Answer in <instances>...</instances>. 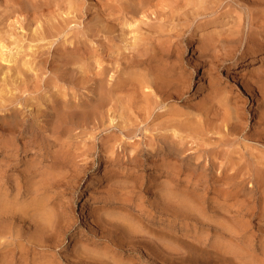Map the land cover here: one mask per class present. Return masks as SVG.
I'll return each mask as SVG.
<instances>
[{
  "label": "bare ground",
  "instance_id": "bare-ground-1",
  "mask_svg": "<svg viewBox=\"0 0 264 264\" xmlns=\"http://www.w3.org/2000/svg\"><path fill=\"white\" fill-rule=\"evenodd\" d=\"M83 6V0H0V182H13V172L6 173L11 167L16 171L15 194L0 187V197L16 196V219L34 218L44 242L42 236L57 232L61 214L73 213L49 193H68L69 201L80 198L86 190L79 183L95 163H103L93 201L102 208H137L136 222H154L146 207L159 212L149 200L158 186L164 193H159L160 214L166 215L168 207L177 211L178 201L187 211L198 206L233 211L240 220L236 225L244 229H252L256 218L264 221V0H95L87 5L83 27H69L83 21ZM221 6L226 9L217 25L192 34L181 27L191 16ZM92 36L100 38L99 52L89 47ZM194 42L199 52L190 70L184 55ZM207 50L215 53H203ZM257 59L260 65L249 69ZM206 64L217 70L243 68V89L232 95L212 75L192 104L193 69ZM169 101L149 126L154 109ZM101 126V131L111 130L92 132ZM87 131L93 134H88L90 145L83 140L68 151L69 138ZM148 168L164 181L144 176ZM23 185L27 188L21 190ZM22 197L29 201L18 203ZM31 206L32 213H26ZM128 223L124 231L137 232ZM169 228L176 231L174 225Z\"/></svg>",
  "mask_w": 264,
  "mask_h": 264
},
{
  "label": "rangeland",
  "instance_id": "rangeland-1",
  "mask_svg": "<svg viewBox=\"0 0 264 264\" xmlns=\"http://www.w3.org/2000/svg\"><path fill=\"white\" fill-rule=\"evenodd\" d=\"M91 2H95V0H83L84 6L82 9V16L79 20L81 21L83 20L84 22L82 21L80 25H74L73 23H71L69 27L76 26L77 29H81L83 27V23H85L89 18L87 17L89 15V11L87 10V5ZM225 9L226 7L223 8L221 6L217 9V11L214 12L200 10L199 11L200 13L202 11L201 14L191 16L188 21H186L185 23H181V27L184 26L189 27L191 29L190 33L191 32L193 33L194 30L196 31L199 29H209L210 27L217 25L218 21L221 20L220 13H222ZM190 33L189 31H187L184 34V36ZM89 38H90L89 47L99 52L100 47L98 45L99 44L98 41L100 38L96 36L95 37L92 36ZM195 40L196 37L195 36L192 37V41ZM51 50L52 47L50 51ZM197 51L199 52V49L196 47V42H194L193 45L191 44V46L185 52L184 58L186 60H190L189 61L190 70H192L191 64H193L195 61L193 55L196 56L198 53ZM203 53H210V55L211 54L213 55L215 51L207 50L204 51ZM209 58H211V56ZM209 58L207 57V60H209ZM258 59L253 61L250 65H248L249 66L248 68L250 69L251 67L259 66L260 62L258 61ZM73 68L74 66L72 67V69ZM228 68L226 67L223 70L221 68L218 70L210 69L209 64H206L204 67L200 65L196 66V68L193 69V77L191 79L190 86L188 87L189 90L188 100H190L191 103L194 104L201 99V96L204 94L205 91V86H207L209 79L211 78L212 75L218 76L219 79L221 78L220 82H218L220 88L227 87L226 89H229L232 95L238 94V92L243 89V81L241 79V74H243L242 72H245V70H243V68H238V69H228ZM238 71L240 72V74ZM75 74L76 76H78V72H75ZM79 91L82 93L85 92V90H83L82 87L81 90ZM168 103L167 106H164L165 105L164 103V105H162L163 107L162 106L156 107L153 111L152 116L154 115L156 116L159 110H160L159 112H163V108L164 110H166L171 102L169 101ZM176 106L183 109V101H178L176 103ZM253 106H255V103L253 104ZM187 110L189 112L192 111L191 113L195 112L194 109L192 108ZM155 116L147 120L149 126H152L153 123L155 124L157 122V120H155L156 119ZM104 125H108L107 121L105 122ZM144 126H145L144 123L140 124L141 128H144ZM102 128L103 126L98 127L92 132L104 134L105 132L111 130L109 129V130L101 131ZM158 131L159 129L153 131V133H157ZM89 132L90 131H87V134L85 135L89 136L88 135ZM145 133L149 134V129ZM85 135H82L83 138L82 136H78L76 137V139L69 138L71 142L70 145L72 146H70L68 151L73 152V148H77L78 146L80 147V145L83 143V140L85 141V145H90V143L93 140L90 136L88 138ZM132 140L133 139H126V141L128 142H131ZM76 142L78 143V146H76L77 144L74 145V143ZM116 151L119 152L120 148L118 147ZM15 154L16 153L11 155L13 164H16V159H14L16 158ZM1 158L2 155H0V159ZM103 167H104L103 163L101 164L98 163V165L97 163H95L94 169L87 172L83 180L79 183V188L85 189L86 192L80 198H76L74 201L68 200L69 198L68 193L62 196L61 195L59 196V193H53V192L49 193L50 195H52L55 203L64 202L65 207H69V209L71 208L69 211L70 213L71 212L73 213H71L70 215L69 213L66 215L61 214L62 216H60L59 219H62L63 221L60 220V226L58 227L57 232H53L52 229L50 230V233L48 232L46 233V235L42 236L44 237L45 240L44 242L39 239L41 237L39 236V232L35 228L34 218L32 220L29 218H25L24 220L16 219V199H15L16 196H12L13 194H15L14 192L16 191V182L14 181L15 178L14 173H16V171H13L14 167L13 168L11 167L12 171H8L6 174L9 176L13 172V176L11 174L12 176L11 179L13 182H11L10 184L4 183L3 181L0 182V187L2 190L6 188L9 194L10 192L11 193L13 192L12 195L9 196L2 195L0 197L1 199L0 200V204H1L0 264H263L264 263L263 262L264 261V253H263L264 221L257 222L258 218H256L252 222L251 225L252 229H249L250 227L244 229V227L236 225L235 219L237 217H235L236 215L232 211L234 210L233 208L231 209L227 208L229 211H232L229 214L225 212H223L224 214H222L221 212L220 213L214 212L211 211L210 208L203 209L200 206H198L197 211H187L184 207L179 205L178 201L174 202V205L177 207V211H173L172 207H168L166 208L167 209L166 215L164 213L160 214L161 212L160 207L163 206L162 200L160 199L161 198L160 194H164V193H161V191H159L158 188L159 186H158L157 188L154 189L155 192L157 193L154 194L152 197H150L149 200L151 202L152 201L155 202L154 205L155 207H157L159 212L154 213L152 209L150 210L148 207H146V210L151 215V218H154V222L148 223V220L142 222H136L134 217L138 215V211H136L137 208H135L133 211L127 210L125 207L121 208L117 205H113V206L111 205L107 207L104 206L102 208L101 205L93 201L91 194L93 191H95L94 188L97 187L96 180L98 176L103 174V170H104ZM150 172L151 169L149 168L147 170L145 169L144 176L147 177L153 175H157L158 177L160 176V174L158 173L153 174L152 171L150 174ZM67 177L65 178L66 180L68 179ZM161 177L163 176L159 177L160 179L157 180L158 182L164 181V177L163 178ZM243 185L246 188H251L252 183L251 182L248 183L247 180H245L243 182ZM24 188H27V185H23L21 190H23ZM129 189L130 188L125 190H129ZM2 190L0 192L4 193V191ZM55 191H58V189H56ZM66 191L69 192V189ZM200 193L201 191L197 190L196 194H200ZM128 195L130 196V193H128ZM135 200L136 199H134V203L138 204L139 201L138 200L135 201ZM27 201L29 200L22 197L18 203L23 204ZM262 201H263L262 198L258 200L257 203L258 209H260V206H263V203H261ZM227 203L228 204L232 203V201L229 200ZM117 207L122 211L117 209ZM27 208L28 209L26 210L27 211L26 213L28 212L30 213L32 211L31 210L32 206ZM141 208L145 209V207L143 206H141ZM92 209H94V211L91 214V216L86 215ZM167 215H170L171 217H167ZM121 219L125 221H121ZM96 220L99 223L98 224L99 227H96L95 225ZM236 220H239V218H237ZM219 221H221L222 223ZM217 222H219V224ZM127 223L128 225L132 224L135 227L137 226L135 228L137 229V232L132 230V233H126V231H124V228L125 225H127ZM76 224L78 226H76ZM171 225H174L175 227L174 230L176 231H174V233H170L171 230L169 227ZM144 227L145 228L148 227V228L145 229ZM163 230L165 231V233ZM160 234L163 238L160 236ZM50 235H52L51 238ZM173 239L176 241H174ZM142 241L144 242L143 244ZM237 243L239 245H237ZM169 245H171V248ZM172 245H174V248L172 247ZM153 257H155V260Z\"/></svg>",
  "mask_w": 264,
  "mask_h": 264
}]
</instances>
